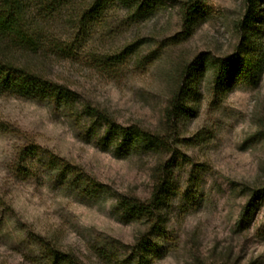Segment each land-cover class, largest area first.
<instances>
[{
    "label": "rangeland",
    "instance_id": "1",
    "mask_svg": "<svg viewBox=\"0 0 264 264\" xmlns=\"http://www.w3.org/2000/svg\"><path fill=\"white\" fill-rule=\"evenodd\" d=\"M186 1L164 0L134 23L120 11L79 44L62 29L64 49L47 50L43 70L76 93L71 105L0 91V264H44L49 247L83 264H264V197L243 214L250 189L264 186V0L249 46L263 59L261 73L220 88L208 64L193 77L184 68L238 52L246 0H202L190 33ZM130 43L138 52L116 69L92 58V50L116 54ZM185 78L194 81L188 111L168 119ZM88 106L160 133L166 149L117 155ZM52 157L79 177L60 173ZM163 174L170 191L155 219L120 210L119 196L147 199ZM141 238L144 260L134 250Z\"/></svg>",
    "mask_w": 264,
    "mask_h": 264
},
{
    "label": "trees",
    "instance_id": "2",
    "mask_svg": "<svg viewBox=\"0 0 264 264\" xmlns=\"http://www.w3.org/2000/svg\"><path fill=\"white\" fill-rule=\"evenodd\" d=\"M201 3L202 0H187L182 5V27L186 33L193 30ZM262 3L263 0H246L244 17L235 25L243 31L238 52L220 59L200 56L185 66V73L193 77L200 67L208 64L213 71L212 82L216 88L232 81L252 84L263 69V59L251 55L249 51L254 22L261 14ZM161 5H164V0H0V91L19 97L48 100L59 105H71L76 100V93L50 78L43 70L49 58L47 50L64 49L59 37L62 29L67 28L74 33L73 40L79 44L82 39L92 37L95 30L109 29L110 21L118 19L120 11L125 12L128 23H134L155 14ZM138 49V45L130 43L116 54L91 52L98 66L113 70L127 57L136 54ZM193 83V78L181 79L176 97L166 108L168 119L188 111L184 97L193 90ZM88 109L102 120L109 139L107 145L117 155L149 151L162 153L167 147L160 133L137 125L123 126L102 110L90 106ZM27 150L37 154L38 148L31 145ZM50 162L60 173L76 177L80 175L72 165L63 163L57 157H52ZM169 182L168 175L163 174L157 178L147 199L123 195L117 198V205L131 217L155 219L168 198ZM250 193L243 214L246 210L252 212L255 199L264 197V186L252 188ZM134 250L138 260L146 258L148 243L145 238L137 240ZM44 264L83 263L72 252L49 247Z\"/></svg>",
    "mask_w": 264,
    "mask_h": 264
}]
</instances>
